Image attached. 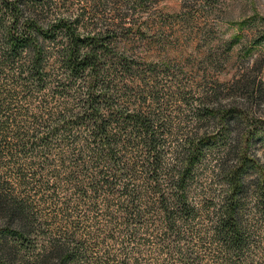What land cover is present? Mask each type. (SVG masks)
<instances>
[{"label": "rangeland", "instance_id": "374dc122", "mask_svg": "<svg viewBox=\"0 0 264 264\" xmlns=\"http://www.w3.org/2000/svg\"><path fill=\"white\" fill-rule=\"evenodd\" d=\"M21 1L26 15L76 20L82 35L109 36L104 68L114 67L122 94L132 103L143 98V111L172 130L166 147L194 129L191 113L216 92L219 103L236 102L246 114L239 128L253 131L246 147L264 167V0ZM126 67L132 69L123 73ZM247 82L249 94L242 87ZM26 84L15 62L0 61V186L27 207L29 224L28 237L0 233V247L10 250L0 264H39L55 247L70 255L68 264H264L258 196L249 194L241 207L238 251L218 235L223 194L205 175L187 190L189 212H174L170 230L156 208L135 220L132 198L122 189L126 176L111 179L110 189L93 187L100 169L77 153L74 141L85 140L86 131L49 138L48 123L41 125L42 115L60 108L77 112L82 87L37 95ZM234 141L226 134L225 145ZM171 156H164L166 165ZM209 159L208 170L214 167Z\"/></svg>", "mask_w": 264, "mask_h": 264}, {"label": "trees", "instance_id": "16d2710c", "mask_svg": "<svg viewBox=\"0 0 264 264\" xmlns=\"http://www.w3.org/2000/svg\"><path fill=\"white\" fill-rule=\"evenodd\" d=\"M108 38L101 33L82 35L76 20L46 21L26 15L21 0H0V61L15 62L24 73L25 86L34 94L52 89L53 94L62 96L68 90L76 91L77 85L83 89L76 98L77 112L69 114L60 108L61 111L50 112L48 118L42 115L41 125L48 123L49 138L57 132L75 137L78 132L73 128L86 131L85 140L76 136L74 141H78L76 146L80 148L77 153L87 155L91 164L100 169V179L93 187L105 185L110 189L111 179L117 181L126 176L122 189L132 198L128 210L134 219L156 208L170 230L174 212H189L187 190L198 182L199 176L211 177L223 194L215 221L218 235L225 245L241 250L240 211L246 197L258 196V204L264 210V167L258 165L246 147L253 131L239 128L247 121L246 114L236 102L219 103L213 92L191 113L194 129L183 134L174 148L166 147V137L173 135L172 130L156 115L143 111V98L132 103L122 94L115 81L114 67L104 68L109 53ZM131 69L126 67L123 73ZM242 87L249 94L250 83ZM206 126L210 130L202 129ZM228 133L235 136L232 146L224 144ZM167 152L172 155L169 165L164 161ZM211 157L214 167L208 170L206 159ZM250 173L256 174L254 180H250ZM2 190L0 186L1 236L28 237L27 207ZM9 252L0 247V257H9ZM70 261V255L55 247L39 264Z\"/></svg>", "mask_w": 264, "mask_h": 264}]
</instances>
